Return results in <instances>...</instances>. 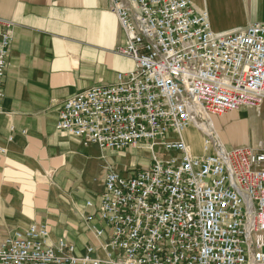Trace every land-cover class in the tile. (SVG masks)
Segmentation results:
<instances>
[{
	"label": "built area",
	"instance_id": "1",
	"mask_svg": "<svg viewBox=\"0 0 264 264\" xmlns=\"http://www.w3.org/2000/svg\"><path fill=\"white\" fill-rule=\"evenodd\" d=\"M110 12L135 69L68 99L57 130L103 151L147 148L153 164L110 172L99 206L86 203L106 258L94 245L81 255L64 239L51 245L48 227L31 225L4 238L0 264H264V152L194 156L182 137L202 115L264 103V20L217 33L189 0H111ZM13 27L0 19V111Z\"/></svg>",
	"mask_w": 264,
	"mask_h": 264
},
{
	"label": "crops",
	"instance_id": "2",
	"mask_svg": "<svg viewBox=\"0 0 264 264\" xmlns=\"http://www.w3.org/2000/svg\"><path fill=\"white\" fill-rule=\"evenodd\" d=\"M189 1L209 12L217 33L264 20V0ZM109 6L110 0H0V19L14 24L0 111V246L31 225L53 228L49 243L56 245L68 218L76 253L92 242L106 258L108 236L97 238L84 221L86 198L97 193L89 187L98 184L101 196L109 172L91 179L87 171L108 151L58 131L57 121L68 99L115 85L119 74L135 69L117 52L126 39ZM78 179L82 187L74 191ZM83 233L89 241L75 244Z\"/></svg>",
	"mask_w": 264,
	"mask_h": 264
},
{
	"label": "rangeland",
	"instance_id": "3",
	"mask_svg": "<svg viewBox=\"0 0 264 264\" xmlns=\"http://www.w3.org/2000/svg\"><path fill=\"white\" fill-rule=\"evenodd\" d=\"M110 7H111V0H110L109 11H110ZM120 26H121V24H120ZM121 28H122V26H121ZM122 30L124 31L123 28H122ZM124 34H125V39H126V43H127V35H126L125 31H124ZM126 43H125V45H126ZM119 75H122V74H119ZM119 75H118V77H119ZM252 113L256 114V115L259 114L256 118V122H259L258 123L259 124L258 125L259 126V139L264 144V103L258 108L243 109V110H240L236 114L231 113V114H228L224 117H207V116H205V117L208 118L207 120L209 122H212V121L214 122L213 131L222 138V140L225 143L226 150H233V149H236L239 147H251V148L255 149L256 151L264 152V147H261V148L255 147V138H254V134H252L253 133V127H254V119L252 117V115H253ZM230 135H236L235 140H232V139H231L232 141L228 140ZM204 138H205V140H207V142L209 141V144H210L209 152H211V153L218 152L215 148L214 141L212 140V137L205 136ZM104 153H105L104 155H100V157L98 158L99 159L98 164H94V166L90 167L89 170L87 171L86 175H88L89 178H91V179L102 178L101 176H103V174L106 172V170L109 171L106 174V176L110 172H115L118 174L121 173V175L129 176V175H133L135 172L144 170L153 164L152 160H153L154 155L147 148L138 149V150L129 149V150H125V151H108V153H106V152H104ZM130 153H132V154H130ZM131 155H133V156H131ZM90 158L91 159L94 158V155L90 154ZM129 161L130 162L133 161L134 164L130 165ZM75 181H76V184L74 186L75 187L74 191H76L78 188L82 187L81 185L78 184L79 179L75 180ZM89 188L92 191L91 192L92 194H95L96 192L97 193H96V195H92V196L89 195L86 198L87 199L86 203L92 202L97 207L100 204V200H101V196H102V194H101V196L99 195L100 194V191H98L99 186H98V184H95L94 186H91ZM86 203H85V208H86ZM86 209H88V208H86ZM88 210H89V214L85 215V221L84 222L87 223V225H85V228L86 229L88 227L92 228L93 233L96 236L94 228H95V226H99L98 209L93 208V209H88ZM90 216L94 217V220L92 222L87 221V217H90ZM59 217H60L59 219L62 218L60 214H59ZM65 223L67 224V225H65V227L58 228V230L61 232V233H59L58 236L62 237L61 239H64L65 241L68 242V240L71 241L69 239L70 238V236H69L70 235V227H69L70 225H68V218L65 221ZM46 227H48V226H46ZM51 231H53V228H51ZM83 235H84V239L80 240V239L76 238V240H74V243L75 244L83 243V245H85V243H87L89 241V239H88V237H86L87 235L85 233H83ZM61 239H59V240H61ZM79 241H80V243H79ZM68 243H70V242H68ZM70 244H72V243H70ZM89 244L90 245H87V247L94 245L92 242Z\"/></svg>",
	"mask_w": 264,
	"mask_h": 264
},
{
	"label": "bare ground",
	"instance_id": "4",
	"mask_svg": "<svg viewBox=\"0 0 264 264\" xmlns=\"http://www.w3.org/2000/svg\"><path fill=\"white\" fill-rule=\"evenodd\" d=\"M236 113H238V112H236ZM236 113H233V114H236ZM258 115H256V114L252 115V117L254 119V127H253V133L252 134H254L255 147H257V148H259L263 145V142L259 139V126H258L259 122H256V118ZM201 118L203 119L202 122L197 123L196 125L190 127L189 129L185 130L182 134L183 139H185L184 140L185 143L189 147V150L194 154V156L195 155L196 156H203L204 154L209 152V148H210L209 141L207 142V140H205V138H204L205 136H209V137H212V140L214 141V145H215V148L217 151H220V152L225 151L226 146H225L224 141L222 140V138L218 134H216L213 131L214 122L213 121L209 122L207 120L208 118H206L204 115H202ZM235 137H236V135H230L228 140H231V139L235 140Z\"/></svg>",
	"mask_w": 264,
	"mask_h": 264
}]
</instances>
